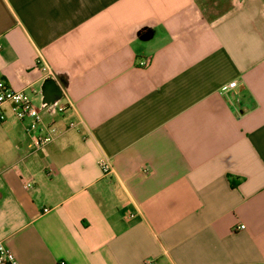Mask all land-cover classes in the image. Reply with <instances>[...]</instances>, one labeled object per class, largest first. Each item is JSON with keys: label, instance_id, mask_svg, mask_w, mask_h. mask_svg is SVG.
Listing matches in <instances>:
<instances>
[{"label": "crops", "instance_id": "0c3cea01", "mask_svg": "<svg viewBox=\"0 0 264 264\" xmlns=\"http://www.w3.org/2000/svg\"><path fill=\"white\" fill-rule=\"evenodd\" d=\"M42 63L73 107L34 152L0 121L19 264H264V0H0V77L53 100Z\"/></svg>", "mask_w": 264, "mask_h": 264}, {"label": "built area", "instance_id": "2783aa9c", "mask_svg": "<svg viewBox=\"0 0 264 264\" xmlns=\"http://www.w3.org/2000/svg\"><path fill=\"white\" fill-rule=\"evenodd\" d=\"M139 63L141 66H146L149 64V59H142ZM42 66L45 71V77L53 79L57 83L61 91L60 99L54 101L42 99L36 104L32 97L34 91L29 92L25 89H15L10 86L4 78L0 77V121L8 119L10 115L16 120L25 121L26 132L30 136L31 149L33 152L46 146L55 136V124L52 121L45 122L43 113L66 114L73 107L72 102L67 96L66 85L61 81L57 72L45 63H42ZM236 86L237 81L232 80L222 85L221 91L226 94ZM68 120V128H75L79 125V121L72 119ZM99 165L103 173L111 172V164L107 157H101L99 159ZM27 185L29 186L30 184L28 183ZM237 228H244V225L240 224ZM0 264H19L12 251L1 241Z\"/></svg>", "mask_w": 264, "mask_h": 264}, {"label": "water", "instance_id": "95a60500", "mask_svg": "<svg viewBox=\"0 0 264 264\" xmlns=\"http://www.w3.org/2000/svg\"><path fill=\"white\" fill-rule=\"evenodd\" d=\"M52 80L50 78H46L41 86V92L44 94V96H49L50 94L52 99L55 100L57 96L55 95L54 91L52 90ZM45 100V99H43ZM50 100V101H53Z\"/></svg>", "mask_w": 264, "mask_h": 264}, {"label": "rangeland", "instance_id": "374dc122", "mask_svg": "<svg viewBox=\"0 0 264 264\" xmlns=\"http://www.w3.org/2000/svg\"><path fill=\"white\" fill-rule=\"evenodd\" d=\"M37 97V96H36ZM36 104H38L37 102H36Z\"/></svg>", "mask_w": 264, "mask_h": 264}]
</instances>
